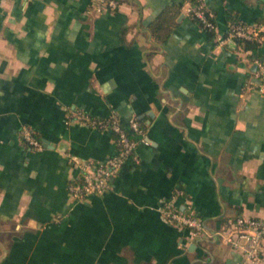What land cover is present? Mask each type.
Instances as JSON below:
<instances>
[{"label":"crops","instance_id":"crops-1","mask_svg":"<svg viewBox=\"0 0 264 264\" xmlns=\"http://www.w3.org/2000/svg\"><path fill=\"white\" fill-rule=\"evenodd\" d=\"M119 2L97 12L92 0H0V264H253L222 228L264 217V42L216 34L264 25V0H206L213 36L187 0ZM76 110L135 116L146 140L85 199L69 192L70 157L103 160L117 142ZM176 187V203L205 221L197 237L161 214Z\"/></svg>","mask_w":264,"mask_h":264},{"label":"built area","instance_id":"built-area-1","mask_svg":"<svg viewBox=\"0 0 264 264\" xmlns=\"http://www.w3.org/2000/svg\"><path fill=\"white\" fill-rule=\"evenodd\" d=\"M119 3V0H92L93 7L97 12L114 10ZM186 5L187 13L194 14L207 30L217 33L218 27L213 14L207 7L206 0H187ZM216 35L220 42H226L228 38L236 37L264 42V25L251 26L243 22H236L230 26L226 36ZM255 76L261 80L260 90L263 91L264 63L261 61L255 71ZM72 118L93 127L109 128L115 134L117 142V150L103 160H82L75 155L70 157V161L79 169V177L70 183L69 192L77 199H85L90 195L104 193L111 188L112 178L120 172L130 158L134 162H138L136 148L139 143L146 142V140L142 123L135 116L129 119L128 125L123 124L115 111H112L107 118L98 119L86 111L76 110L73 112ZM22 133L29 146L32 148L42 147V140L32 127L24 126ZM184 193L182 187H176L172 198L162 202L160 211L167 221L188 229L192 237H197L204 231L205 221L192 203H176L175 198ZM222 235L229 244L243 249L250 262L261 264L264 217L239 214L225 223Z\"/></svg>","mask_w":264,"mask_h":264},{"label":"trees","instance_id":"trees-1","mask_svg":"<svg viewBox=\"0 0 264 264\" xmlns=\"http://www.w3.org/2000/svg\"><path fill=\"white\" fill-rule=\"evenodd\" d=\"M190 15L196 22H198L200 25L203 26V23L194 14H190ZM204 28L207 30L206 27ZM207 31L210 33V35L212 36L215 35V31H210V30H207ZM236 40L238 44L241 45L244 49H253L260 45V42L256 39H246V38L236 37Z\"/></svg>","mask_w":264,"mask_h":264}]
</instances>
